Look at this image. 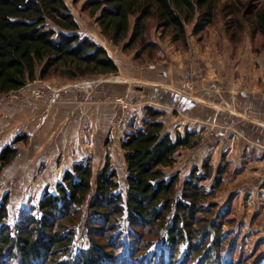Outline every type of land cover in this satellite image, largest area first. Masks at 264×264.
Instances as JSON below:
<instances>
[{
	"label": "trees",
	"instance_id": "16d2710c",
	"mask_svg": "<svg viewBox=\"0 0 264 264\" xmlns=\"http://www.w3.org/2000/svg\"><path fill=\"white\" fill-rule=\"evenodd\" d=\"M219 2L93 0L89 6L93 16L99 13L102 33L114 45L124 51L140 45L134 51L142 58L141 50L158 47L151 41L152 20L163 33L172 31L174 42L187 45L186 24L198 14L194 34L202 32L214 20ZM240 5L243 11L225 6L234 16L227 32L236 28L243 34L250 26L253 50L259 54L264 49V0L255 11L252 5ZM79 32L66 0H0V93L20 90L37 79L117 73L108 50ZM163 115L148 106L141 120L131 118L122 142L125 188L107 156L98 174L90 159L76 162L54 188L44 190L37 204L26 203L15 224L9 220L6 193L0 204V264L212 263L224 236L204 205L212 197L202 185L210 172L200 174L194 168L182 179L179 172L166 171L176 163L179 149L196 143L190 132L173 137L165 132ZM20 141L28 136L19 135L0 152V174L18 157ZM203 167L209 168L207 162ZM84 207L88 246L77 249L73 223L82 218ZM158 242L164 248L152 250Z\"/></svg>",
	"mask_w": 264,
	"mask_h": 264
},
{
	"label": "crops",
	"instance_id": "0c3cea01",
	"mask_svg": "<svg viewBox=\"0 0 264 264\" xmlns=\"http://www.w3.org/2000/svg\"><path fill=\"white\" fill-rule=\"evenodd\" d=\"M81 35L92 38L108 50L118 65L117 73L74 80L57 77L41 80L53 91L52 101L7 104L0 98V150L12 144L19 135L28 136V141L16 145L23 153L0 176L15 185L17 194L25 201L29 199L31 189L41 198L47 187H53L65 171L86 158L98 174L109 156L118 171L119 182L125 188L127 163L122 142L135 109L142 117L146 106L154 102L170 109L162 121L164 131L172 137L174 127L180 123L213 124L215 119H220L224 145L255 148L257 153L264 154V86L260 82L264 77L263 50L259 54L253 53L252 43L248 42L234 51L232 44L223 39L224 55L221 58L215 56L207 67L195 61V50L196 54L188 55L181 63L167 56L169 59L148 69L135 65L133 57L112 45L104 35ZM203 70L209 78L204 84L198 83L196 93L208 104L198 102L186 88L190 73ZM139 83L142 86H136ZM120 98L131 110L118 104ZM222 104L231 110L216 109V105ZM176 110L185 117H175L173 112ZM237 141L242 146L237 145ZM76 148L79 154H74ZM86 148H100V152L95 155ZM61 152L68 161L57 165L52 158ZM27 157L33 158L31 163L21 164Z\"/></svg>",
	"mask_w": 264,
	"mask_h": 264
},
{
	"label": "rangeland",
	"instance_id": "374dc122",
	"mask_svg": "<svg viewBox=\"0 0 264 264\" xmlns=\"http://www.w3.org/2000/svg\"><path fill=\"white\" fill-rule=\"evenodd\" d=\"M91 1L93 0H66V3L80 24V34H91V36L104 35L97 22L99 13L96 16L91 14L92 10L89 6ZM239 2H242L245 7L252 5L255 11L261 6L263 0H220L214 20L202 32L194 34L198 14L192 23L186 24L189 38L187 45H184L181 41L174 42L172 31H165L163 33L161 29H158L156 20L151 21V41L158 44V47L156 50H141L140 56L145 57H136L137 51L141 49L140 45L135 46L132 50L124 51L122 46L110 43L118 47L124 54L133 57V62L138 67L146 66L148 69H153L151 67L169 58L179 60L181 63L188 55L194 54L195 50L197 51V56H193L197 57L195 61L207 67L208 64L210 65L214 61L215 56L221 58L224 55V46L226 45H224L223 39H227L232 44L234 51L248 42L252 43V48L254 49L250 26L246 25V31L243 34L237 31L236 28L230 29L229 33L227 32L229 31L228 26H233L234 16H229L230 9H226L225 6L230 5L235 10L241 8V11H243V6L240 7L242 3L239 4ZM236 16H241V14H237ZM230 36L235 37L233 42L229 39ZM258 44L259 46L261 45V39H258ZM262 50L264 51V49ZM253 68L254 65L251 69L253 70ZM189 76V79L186 81L187 92L193 95L198 102L208 104L206 99L198 96L196 93L198 83L202 82L204 84L207 82L209 78L207 74L203 70L202 72H191ZM260 82L264 86V77H261ZM34 83L45 84L40 79H37L34 82H29L28 85ZM137 85L142 86V83ZM12 93H0V98L7 104L14 103L10 101L13 100L10 96ZM183 94H186V92ZM119 100L121 101L122 98ZM121 106L125 110H131L128 103H124V106ZM148 106H154L158 110H165L164 115L167 114L166 111L170 110L160 107L155 102L150 103ZM215 107L218 110H231L229 106H225V108L223 104L216 105ZM137 112V109H135L132 118L135 117L141 120L143 116H138ZM173 115L175 117L179 115L184 116L178 110L174 111ZM163 116L160 118L161 120ZM215 120L213 124L197 121L187 124L184 122L178 125L183 127V135H186L187 132L194 134L192 141L196 144L193 147L179 149L176 154V163L166 171L172 174L179 172L182 179L188 178L194 168H198L200 174L205 173V171L210 172V177L202 182V185L212 194V197L204 205L208 210L212 211L210 220L218 224V227L222 229L224 237L216 248L218 257L214 258V261L209 264H264V154L257 153L255 148H229V145H224L223 122L220 119ZM177 127H174V134L175 132H179ZM237 145H241L239 141H237ZM99 149L86 148L87 151L91 150V153L95 155L99 154ZM101 149L104 150V148ZM234 149L235 151L232 152ZM19 150L20 155L23 153L22 148H19ZM75 150L74 154L80 153L78 148ZM27 158L21 164H30V160L33 158ZM65 158L66 156L61 152L57 157L52 159L55 160L57 165H62V163H67L68 161ZM69 161L71 162V160ZM206 162L209 168L204 170L203 166ZM5 180L4 177L0 176V204L6 193H10L8 206L9 220L12 224H15L19 220L20 211L25 207L26 203L31 201L33 204H37L40 198L34 195L35 191L31 189V195L25 201L22 195L19 196L20 194H17L16 186L7 183ZM55 185L53 184V188ZM82 210V218L73 223V227L77 232L75 240L77 249L88 246V236L85 229V219L88 209L84 207ZM162 248H164V245L158 242L152 250L160 251L159 249Z\"/></svg>",
	"mask_w": 264,
	"mask_h": 264
},
{
	"label": "built area",
	"instance_id": "2783aa9c",
	"mask_svg": "<svg viewBox=\"0 0 264 264\" xmlns=\"http://www.w3.org/2000/svg\"><path fill=\"white\" fill-rule=\"evenodd\" d=\"M13 93L10 95L13 100L12 102L17 101H52L54 98L53 91L46 85L41 83L29 84L23 87L20 90L12 91ZM118 104L124 106L125 102H121L119 99L117 100ZM127 108V105L125 104ZM183 127L178 126L177 130L179 133H183Z\"/></svg>",
	"mask_w": 264,
	"mask_h": 264
}]
</instances>
